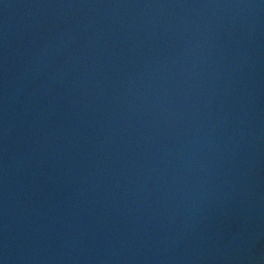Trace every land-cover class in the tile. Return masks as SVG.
Returning <instances> with one entry per match:
<instances>
[{
	"label": "water",
	"instance_id": "water-1",
	"mask_svg": "<svg viewBox=\"0 0 264 264\" xmlns=\"http://www.w3.org/2000/svg\"><path fill=\"white\" fill-rule=\"evenodd\" d=\"M0 264H264V0H0Z\"/></svg>",
	"mask_w": 264,
	"mask_h": 264
}]
</instances>
